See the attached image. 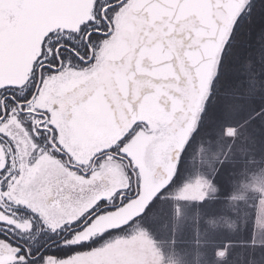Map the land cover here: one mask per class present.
<instances>
[{
  "label": "snow or ice",
  "instance_id": "1",
  "mask_svg": "<svg viewBox=\"0 0 264 264\" xmlns=\"http://www.w3.org/2000/svg\"><path fill=\"white\" fill-rule=\"evenodd\" d=\"M257 26L264 39V0H0V264L101 252L89 245L142 213L56 247L43 237L132 204ZM257 84L250 75L248 91ZM100 185L109 191L80 216L48 226L47 213Z\"/></svg>",
  "mask_w": 264,
  "mask_h": 264
},
{
  "label": "rangeland",
  "instance_id": "2",
  "mask_svg": "<svg viewBox=\"0 0 264 264\" xmlns=\"http://www.w3.org/2000/svg\"><path fill=\"white\" fill-rule=\"evenodd\" d=\"M258 4L257 2L256 7ZM240 37L241 34L234 41L232 63L233 60L241 63V56L239 55L241 44L238 43ZM248 38L251 37L248 36ZM244 46H246L245 54H248L250 48L247 44ZM242 52L244 51L242 50ZM232 63L229 64L226 59L220 82L214 89L211 99L208 100L207 106L202 107V115H199L197 126L189 138L191 143L185 149L184 167L182 170L180 169L176 184L174 183L172 195L176 199L166 198L162 204L167 206L164 209H167L165 211L168 215L161 217V205L145 220L144 228L135 229L141 226L137 225L130 230L131 234L127 237H118L119 242H113L115 237L112 236L113 238L107 239L108 241L104 240L96 245H89L90 248H102V251L93 256L78 258L77 264H185L188 254L180 255V258L173 256L174 251L177 252L182 249L185 252L186 248L183 247V244L176 246V248L172 247L177 244H172V239H169L170 235L174 237L175 234V228L170 232L167 231L169 221L172 220L173 224L178 218L186 216L188 212L186 219H191V215L194 218L200 217L201 211L206 208V201L204 199L201 203L199 200L207 197L215 190V184L209 177L215 169V165L217 168L222 162V158L224 159L231 150L246 153L247 145L253 148L254 155L249 157L256 162V167H254L257 171L255 168L253 170L257 175V179L254 180L259 196L255 228L252 230L251 236L253 241L264 242V150L262 154L260 153L262 150L258 151L264 147V115H260L264 109L257 111L259 106L254 107L255 103L249 98L250 92H247L248 96L241 92L242 86L247 84L251 75L250 68H246L245 75L240 77L238 75L239 66L235 70L231 67ZM244 111L246 113H243ZM246 114L258 117L251 119L253 122L251 125H249L251 122H248L246 125L239 126ZM241 165L240 161L235 163L237 167ZM181 198L192 199L187 200L186 203L180 202V206L178 203L175 204L177 199ZM198 219L195 223L196 232H200L201 227ZM156 236L166 238L170 246L166 245L164 249L162 243L161 245L157 243ZM81 251L85 250L82 249ZM222 253L223 251H220L219 255Z\"/></svg>",
  "mask_w": 264,
  "mask_h": 264
},
{
  "label": "trees",
  "instance_id": "3",
  "mask_svg": "<svg viewBox=\"0 0 264 264\" xmlns=\"http://www.w3.org/2000/svg\"><path fill=\"white\" fill-rule=\"evenodd\" d=\"M260 7L258 4L257 16ZM242 33L238 41L241 44L239 47L241 63L233 60L231 67L237 70V66H239L238 75L243 77L246 71L245 65L251 64V75L256 76L258 84L257 89L250 92L249 98L255 103L254 107L259 106L257 109L259 111L264 109V88L260 87L261 84H264V39L260 36L258 26L252 32L244 29ZM248 36L251 38L249 39ZM245 44L250 48L248 54H245ZM242 50L244 52L241 53ZM241 92L246 96L249 95L246 84L242 86ZM243 118L239 126L246 125L248 122H251L249 125L253 123L251 115L246 114ZM246 148L247 152L244 154L231 150L226 154L227 157L225 155L224 159L222 158V162L217 168L215 165V169L209 175L215 184V186L213 185L215 190L199 200L201 203L204 199L206 201V208L201 211L199 219L192 215L191 219H186L188 212L186 216L175 220L173 224L172 220L169 221L167 231L170 232L175 228L174 237L170 235L169 239H172V244H177L172 247L176 248L183 244V247L186 248L185 252L182 249L174 251L173 256L180 258V255L188 254L185 264H264V242L253 241L251 236L252 230L255 228L253 211L259 198L258 192L256 194L255 191H250L247 187L238 188L235 183L236 180L246 179L249 171L256 167V162L249 157L254 155L253 148L250 145H247ZM263 150L264 147L258 149L261 154ZM237 161L241 162L240 167L235 166ZM250 174L251 179H257L255 173ZM189 199L192 198L177 199L175 204L178 203L180 206V202L186 203ZM166 207L165 205L161 206V217L168 215L165 211L167 209H164ZM197 219L201 223L200 232L195 230ZM156 241L159 245L162 243L163 248L166 245L170 246L166 238L156 236ZM220 251H223L222 255H219Z\"/></svg>",
  "mask_w": 264,
  "mask_h": 264
},
{
  "label": "flooded vegetation",
  "instance_id": "4",
  "mask_svg": "<svg viewBox=\"0 0 264 264\" xmlns=\"http://www.w3.org/2000/svg\"><path fill=\"white\" fill-rule=\"evenodd\" d=\"M190 143H191L190 140H188L183 151H182V153L180 154L179 162L176 166L174 175L171 177L169 182L162 188V190L159 191L157 194H155L150 199V201L148 202L146 207L141 212L142 214H140L136 219H134L130 225L121 229L119 232H112L108 236H104L103 238H98L95 240V243H92L90 245H96L98 242H102V241L107 240L109 238L112 239L113 237H115V238L127 237L129 234H131L130 230L132 228H135L137 225H141V226H138L135 229L144 228L145 227V220L149 217L150 214H152V212L155 209L159 208L164 203V200L166 198H169L170 200L175 198L172 195L174 183L176 184V179H177V176H178L180 169L182 170L183 169L182 167H184V164L182 165L181 162H183L185 160V158H184L186 155L185 149ZM157 174H158V169H156L153 172L152 179H151L153 182L156 181ZM108 191H109V189H105V187L103 185H100L90 195H86V196L79 198V199H74L73 201L66 204L63 208H61L58 211H50L49 213H47V216H46V222H47L48 226L59 228L65 221L76 219L78 216H80V214L82 212H84L88 208L92 199L96 195L106 194ZM144 193H145V189L143 187V190H142L140 196L137 197V199L139 197H141L142 195H144ZM98 213H99V209H96L92 212H88L86 215L83 216V219H80L78 221V223L70 224L68 227H64L62 232L58 231V232H56L55 235H53L51 232H46L44 237H43V241L45 242L46 246L51 245L53 247H56V246H58V244L60 242L65 241L67 233H69V232L73 233L74 238L83 239L92 233L100 231L103 228H100V230L96 229L95 224L100 225L101 222H97L96 220L99 217L110 214V213L109 212L99 213V215H98ZM92 217H96V219L92 222V224H89L88 221ZM20 226L24 229H27L29 227V224L26 220H22V221H20ZM82 226H84V227L82 228ZM40 228H41L40 221H36V229L39 230ZM33 234H35V233H33ZM58 255H60V254L58 253Z\"/></svg>",
  "mask_w": 264,
  "mask_h": 264
},
{
  "label": "water",
  "instance_id": "5",
  "mask_svg": "<svg viewBox=\"0 0 264 264\" xmlns=\"http://www.w3.org/2000/svg\"><path fill=\"white\" fill-rule=\"evenodd\" d=\"M203 107V106H202ZM200 112L197 111L194 118H190L188 124L185 127L183 136L180 138L179 144L171 151L170 160L166 167L158 169V174L156 176V181L150 180L145 184V193L138 199H136L132 204L123 210H119L114 213H110L99 217L96 221L101 222L100 225H96V229L105 228L110 225L120 224L128 220L130 217L135 216L137 213H141L146 207L150 199L157 194L162 188L169 182L171 177L174 175L176 166L179 162L180 154L182 153L187 141L194 132Z\"/></svg>",
  "mask_w": 264,
  "mask_h": 264
},
{
  "label": "crops",
  "instance_id": "6",
  "mask_svg": "<svg viewBox=\"0 0 264 264\" xmlns=\"http://www.w3.org/2000/svg\"><path fill=\"white\" fill-rule=\"evenodd\" d=\"M250 173H255L254 170H251L249 171V174H248V177L245 179V178H242L243 180H236V187L238 188H246L250 191H255V193L257 194V191H258V188H257V185H255V180L254 179H251V174ZM240 185V186H239ZM257 209V203H256V208L254 209L253 213H254V218L256 220V215H255V210Z\"/></svg>",
  "mask_w": 264,
  "mask_h": 264
}]
</instances>
